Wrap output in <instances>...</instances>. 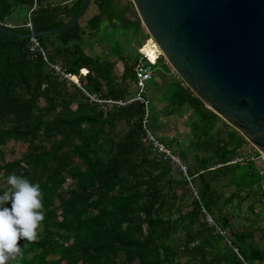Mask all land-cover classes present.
<instances>
[{"label":"trees","instance_id":"1","mask_svg":"<svg viewBox=\"0 0 264 264\" xmlns=\"http://www.w3.org/2000/svg\"><path fill=\"white\" fill-rule=\"evenodd\" d=\"M82 1L37 0L30 16L33 29L64 24ZM90 4L96 12L85 25L79 17L70 27L37 38L46 59L40 50H30L29 38L0 32V191L7 189L9 174L22 175L40 185L45 212L38 239L19 241L22 254L10 264L263 263L264 248L249 240L254 232L233 224V216L223 210L231 196L215 187L227 176L238 190L248 188L252 194L249 210L258 208V165L254 160L234 161L243 159L244 143L249 142L238 134V140L218 141L215 156H208L209 146L196 138L204 140L214 129H204L207 114L218 116L171 70L147 34L143 41L131 0ZM31 6L32 0H0V22L19 25L10 29L27 33L21 25ZM101 32L103 37L93 40ZM96 42L105 48L94 51ZM139 47L154 63L143 58ZM140 61L151 66L155 90L151 95L149 80L142 93L150 99L148 124L189 163L187 176L174 177L171 162L157 157L143 141L141 101L99 104L86 94L111 101L133 98ZM64 74L73 75L79 85ZM159 84L165 92L161 98ZM154 95V100L164 101L162 108H156L157 100L152 105ZM172 108L194 115L185 120L191 136L188 147L162 134L161 110ZM192 148L204 152L195 151L189 161L187 151ZM193 182L198 194L191 191L184 206L185 192L176 189L185 190ZM217 227L229 234L221 235Z\"/></svg>","mask_w":264,"mask_h":264},{"label":"water","instance_id":"2","mask_svg":"<svg viewBox=\"0 0 264 264\" xmlns=\"http://www.w3.org/2000/svg\"><path fill=\"white\" fill-rule=\"evenodd\" d=\"M90 1L58 27L22 33L0 25V32L19 38L57 33L73 25ZM131 2L184 84L264 157V0Z\"/></svg>","mask_w":264,"mask_h":264},{"label":"rangeland","instance_id":"3","mask_svg":"<svg viewBox=\"0 0 264 264\" xmlns=\"http://www.w3.org/2000/svg\"><path fill=\"white\" fill-rule=\"evenodd\" d=\"M91 5L92 4H90L89 7L87 8V10L85 11V13L82 16H80L79 22L81 25H85L87 22V19L94 12H96L95 7L93 5L92 6ZM140 28L142 29L140 34H141L142 38L144 39L143 41L145 42L146 41V37H145L146 34L149 38H151V36L149 35V33L147 32L146 28L143 26L142 23L140 25ZM102 37H103L102 32L99 33L98 36H92L93 40H96V41L100 40ZM133 42L137 45L136 41H133ZM95 44L96 45H94L93 49L96 52L105 48L104 44H100L97 42ZM140 49L141 48L139 47V50ZM165 63L170 67V65L168 64V62L166 60H165ZM117 67L119 70L122 68V65L120 62L118 63ZM171 70L174 71L172 68H171ZM159 72H160V70L157 69L156 73H158V75H160ZM167 78H168V76H165L166 80H167ZM165 79H164V82H165ZM156 80H157V82L158 81L160 82V81H162V78L161 79L156 78ZM153 84H154L153 80H150L149 86L151 87L150 88L151 95H153V93H155V90H153ZM161 84H163V83H161ZM161 84H159L160 85L159 87L162 86ZM157 92L158 93L160 92V89L158 87H157ZM154 97H155V95L153 96L152 105L157 100L156 98H155L156 100H154ZM162 102H159L157 100V102L155 104L156 108H158V109L162 108L165 104ZM175 112L176 111H174V108H172L170 110H165V109L161 110L160 122H161V126H162L161 127L162 128V130H161L162 134L164 136L167 135L169 137L175 136L177 138L176 140L179 142L180 147H183V148L188 147L190 145L191 136L188 135L189 125H188V122H185V120H192L194 115L193 114H189V115L183 114L180 112L175 113ZM203 123H204V129H207L210 126L214 127L213 131L205 138L207 141L205 139L201 140L199 138H196L197 143L198 142L199 143L205 142L209 146L210 152H209L208 156H215V153L213 151H214L215 146H216L218 141L225 143L226 141H229V139H231V138H233L234 140H238V134L242 135L238 130H236L233 126L228 124L220 116L212 117L211 115L207 114ZM204 129H202L201 131H203ZM155 137L160 140V138L156 134H155ZM218 138L220 140H218ZM243 138H244V136H243ZM245 140L248 141L247 139H245ZM11 146H12V143L9 142L7 148H10ZM244 146L246 147L245 156H243V159L242 158H235L234 161L237 160V161L245 162L248 159V160H252V161L254 160L253 162H255V164H258V162H260V159L255 157L256 156L255 152L257 151V149L253 145H251L250 143H249V145H248V143H246V144L244 143ZM169 150L172 151V149L170 147H169ZM195 151L197 153H200V154H202L204 152L202 149H200L199 151H198V149L196 150L194 148L189 149L187 151V156H188L189 161L192 160V155L195 153ZM172 154L175 156L174 158L176 160H179L181 162V164H182L181 169L183 171V173L179 172V168L177 167L178 165L177 164L173 165L172 175L174 177H178V176H180V174L181 175L185 174V167L187 170L189 163H185L180 155H178L176 153H172ZM239 157H241V156H239ZM188 160H187V162H188ZM256 167H257V165H256ZM248 172H250V171H248ZM1 186L2 185L0 184V187ZM215 187L217 189H219L225 196H231L230 201L223 203V207H224L223 210L228 211L229 214H231L233 216V224L238 225V227L244 226L248 229H251L254 233H253V236L249 240H252V242H254L256 246L264 248V215L259 211L258 208H256L254 212H251L249 210L248 205L251 202L252 194H249L248 188H241L240 190H238L236 185L233 183V181H231L227 176L221 177L219 179V181L217 183H215ZM188 189H190V191ZM176 191L178 194H180L183 191L185 192L186 199L182 200L183 201L182 205H184V206H186L187 202L190 200L189 194H191L190 193L191 191H192L193 195L198 194V189L195 186L194 182H193V186L189 184L185 190L183 187H178L176 189ZM0 194H2V192H0ZM5 206L10 207L11 205H10V203H8ZM184 209H185V207H182V210H184ZM205 220H208L207 222L212 224V221L209 220L208 218L207 219L205 218ZM225 232L227 234H229L228 230H226ZM261 264H264V262Z\"/></svg>","mask_w":264,"mask_h":264},{"label":"clouds","instance_id":"4","mask_svg":"<svg viewBox=\"0 0 264 264\" xmlns=\"http://www.w3.org/2000/svg\"><path fill=\"white\" fill-rule=\"evenodd\" d=\"M0 194V264H10L22 254L19 241L35 242L45 219L43 192L38 183L15 173L6 178ZM10 203V207L5 206Z\"/></svg>","mask_w":264,"mask_h":264},{"label":"built area","instance_id":"5","mask_svg":"<svg viewBox=\"0 0 264 264\" xmlns=\"http://www.w3.org/2000/svg\"><path fill=\"white\" fill-rule=\"evenodd\" d=\"M36 3H37V0H32V6H31L30 10L26 14V21L21 25V26H24V27L28 28L29 29L28 32H33L34 31L30 16H31L32 10H34L35 7H36ZM0 25L4 26V27H7L9 29L10 28H14L16 26H19V25H16L14 23H1V22H0ZM37 38L38 37H36V36L29 37V48L32 51L36 50V49L40 50L42 55H43V58L46 59L45 54H44L42 48L40 47V44H39V41H38ZM139 51L142 53L143 58H147L151 63H154V61L152 62L149 59V57L143 51H141V50H139ZM55 68H56L57 71H59V68L57 66H55ZM135 73H136L135 86H136L138 92L133 98L129 99L126 102H123L121 100H114V101L103 100V99L96 98L95 96L90 95L88 93H86V94H87V96L89 97V99L91 101H95V102H97L99 104L114 102V103H117L119 105H123V104H125L127 102H130V101H133V100L141 101L143 103V105H144V114H143V117H142V128H143V131H144V136L142 138L143 141L146 144H149L152 147V149L154 151V154L157 157L169 160L171 162L172 166L177 164L178 165L177 167L179 168V172L183 173V171L181 169L182 164H181V162L179 160H176L174 158L175 156L172 154L174 152L170 151L169 147L164 142L160 141L158 138L155 137V134L153 133V131L151 130V128H150V126L148 124L149 123V119H150V108H149L150 99L148 98V96H146V97L142 96V93L145 91V88H146V86L148 84V81L152 77L151 66L149 64H145L143 61H140L138 63V65L136 66ZM64 76L69 78V79H71L77 85H79L78 80H73L72 77L69 74H64ZM258 153L259 154L256 155L255 157L260 159V162H258L257 165H258V172H259V175L261 177L260 191L262 193V197L260 199V203H259L258 209L264 214V157H263V155L260 152H258ZM183 175L187 176L186 167H185V174H183ZM187 179L189 180L190 178L187 177ZM207 218L212 221V224H214L213 220L209 217V215H206V219ZM209 224H211V223H209ZM217 231L221 235H224V236L227 235V233L225 231L219 229L218 227H217ZM234 250L238 253L237 248H234Z\"/></svg>","mask_w":264,"mask_h":264},{"label":"crops","instance_id":"6","mask_svg":"<svg viewBox=\"0 0 264 264\" xmlns=\"http://www.w3.org/2000/svg\"><path fill=\"white\" fill-rule=\"evenodd\" d=\"M166 76V75H165ZM160 83H163L162 81H160ZM162 87V86H161ZM159 87V89H160V92L158 93V95H159V98H161V96L165 93L164 92V87ZM163 101V100H162ZM162 101H160L159 100V102H162ZM162 103H164V101L162 102Z\"/></svg>","mask_w":264,"mask_h":264},{"label":"bare ground","instance_id":"7","mask_svg":"<svg viewBox=\"0 0 264 264\" xmlns=\"http://www.w3.org/2000/svg\"><path fill=\"white\" fill-rule=\"evenodd\" d=\"M155 44H156V43H155ZM156 46H157V45H156ZM71 77H72V79H73V80H76V79L74 78V76H73V75H72Z\"/></svg>","mask_w":264,"mask_h":264}]
</instances>
